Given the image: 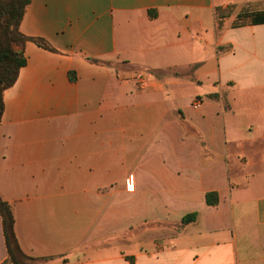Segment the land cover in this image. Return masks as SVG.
<instances>
[{"label": "crops", "instance_id": "0c3cea01", "mask_svg": "<svg viewBox=\"0 0 264 264\" xmlns=\"http://www.w3.org/2000/svg\"><path fill=\"white\" fill-rule=\"evenodd\" d=\"M20 32L51 49L26 42L0 125L25 254L264 264V0H31Z\"/></svg>", "mask_w": 264, "mask_h": 264}, {"label": "trees", "instance_id": "16d2710c", "mask_svg": "<svg viewBox=\"0 0 264 264\" xmlns=\"http://www.w3.org/2000/svg\"><path fill=\"white\" fill-rule=\"evenodd\" d=\"M30 3L31 0H0V125L5 110L4 94L16 84L21 69L27 63L24 52L26 42L34 41L39 46L51 50L43 41L28 38L20 32V25ZM206 201L209 206H215L218 204V195L208 194ZM0 215L8 252V259L4 264H36V260L21 249L15 232L13 209L1 195ZM195 218V214L191 215L185 222ZM128 261L133 264L131 258H128Z\"/></svg>", "mask_w": 264, "mask_h": 264}, {"label": "built area", "instance_id": "2783aa9c", "mask_svg": "<svg viewBox=\"0 0 264 264\" xmlns=\"http://www.w3.org/2000/svg\"><path fill=\"white\" fill-rule=\"evenodd\" d=\"M151 78H152V74L145 72V71H142L136 75L135 81H136L139 88L144 89L147 86L148 81ZM200 105H201V103L198 100L195 102L194 107L197 109Z\"/></svg>", "mask_w": 264, "mask_h": 264}, {"label": "rangeland", "instance_id": "374dc122", "mask_svg": "<svg viewBox=\"0 0 264 264\" xmlns=\"http://www.w3.org/2000/svg\"><path fill=\"white\" fill-rule=\"evenodd\" d=\"M262 63L264 64V59H262L261 64ZM261 64H250L249 66V68L257 76V78L259 77V80L264 77V67L261 66Z\"/></svg>", "mask_w": 264, "mask_h": 264}]
</instances>
